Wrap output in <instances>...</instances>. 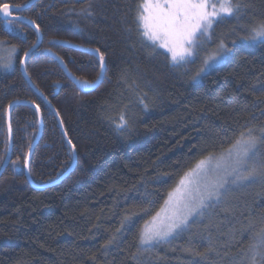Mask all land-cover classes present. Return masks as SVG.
Here are the masks:
<instances>
[{"label":"trees","instance_id":"trees-1","mask_svg":"<svg viewBox=\"0 0 264 264\" xmlns=\"http://www.w3.org/2000/svg\"><path fill=\"white\" fill-rule=\"evenodd\" d=\"M28 1L0 0V5ZM141 2L37 0L19 11L39 24L43 35L27 59V73L59 112L78 161L58 184L34 188L24 162L39 117L32 106H14L12 156L0 177V264H245L241 253L264 230L260 177L174 239L140 246L145 223L185 172L209 154H223L242 132L251 129L258 138L264 132V43L245 39L264 22V0H232L241 10L217 17L196 55L178 67L166 49L142 38ZM37 37L28 22L8 25L0 16V65H9L0 68V169L9 147L8 106L30 100L40 105L44 123L30 172L45 183L70 167L73 153L56 114L20 67ZM56 40L99 49L105 72L97 55ZM221 43L230 49L227 57L202 71ZM49 51L77 78H101V84L82 92ZM120 115L128 121L122 132L115 127ZM256 158L258 172H264V139H258ZM126 215L132 225L122 228Z\"/></svg>","mask_w":264,"mask_h":264},{"label":"snow or ice","instance_id":"snow-or-ice-1","mask_svg":"<svg viewBox=\"0 0 264 264\" xmlns=\"http://www.w3.org/2000/svg\"><path fill=\"white\" fill-rule=\"evenodd\" d=\"M29 5H0V14L5 19L13 18L24 20L25 17H12L13 11ZM240 3L233 4L232 0H219V7L210 4L209 0H142L138 5L137 24L142 29V38L152 41L153 46L167 49L174 67L186 62L189 57L196 55L194 49L200 44V37L207 36L213 21L222 15L232 16L241 10ZM209 8L212 10L209 11ZM82 11H87L86 9ZM39 29V24L35 25ZM248 41L264 43V22L251 30V35L245 38ZM56 43H60L56 41ZM33 47H36L33 45ZM98 56V62L103 70L105 67V55L99 49H87ZM230 49L221 43L214 55L205 61V68L209 69L213 64L224 60ZM28 56V53H25ZM57 59H60L57 57ZM63 64V60L60 61ZM9 65H0L7 68ZM27 74V73H26ZM99 79V78H98ZM82 90L94 89L97 82L86 79L78 80ZM37 91H39L37 89ZM42 95V93H41ZM46 99V98H45ZM139 102L147 108L143 97ZM13 103H24L16 100ZM9 104V108L13 107ZM37 111L39 104L35 105ZM115 124L117 131L122 132L128 127V121L124 115L118 117ZM63 124V121H60ZM11 130V124H9ZM66 134V130H65ZM258 139H264V132L258 138L253 130L242 132L240 137L221 157L209 156L200 159L195 166L189 169L180 178L177 187L169 193L165 207L161 208L150 221L145 223L139 235V243L142 247H154L160 243L174 239L180 233L187 231L190 223L209 210L214 205L220 204L229 191V187L235 184L250 182L251 180L264 177V172H258L254 163H251L258 149ZM70 151L75 152L76 146L68 140ZM31 148V145H29ZM225 159L227 162L225 163ZM15 163V162H14ZM25 167L28 161L25 158ZM30 172V169H29ZM147 211V210H144ZM133 215H135L133 213ZM132 225V216L126 215L121 227ZM119 232V230H117ZM114 239V238H113ZM112 241L108 243L111 244ZM107 246V245H106ZM264 230L257 235L255 243L250 245L246 252L241 255L247 257L245 264H264Z\"/></svg>","mask_w":264,"mask_h":264},{"label":"water","instance_id":"water-1","mask_svg":"<svg viewBox=\"0 0 264 264\" xmlns=\"http://www.w3.org/2000/svg\"><path fill=\"white\" fill-rule=\"evenodd\" d=\"M37 0H29L28 2H26L25 4H21V6L23 5H29L28 7H22L20 10L18 11H22V10H25L27 8H29L31 5H33ZM10 5H15V4H10ZM1 18L3 20L6 21V23L8 24V21L9 19L11 18H8V19H5V17L0 14ZM18 17H24V16H18ZM26 19H24L23 21H26L28 22L37 32V40L35 42V46L36 47H30L29 50H27L26 53H28V56L26 57L25 55L23 56V59H22V63H21V69H22V72L25 76V78L27 79V81L29 82L30 86L48 103V105L50 106V108L54 111V113L56 114L57 118H58V121H59V124L61 126V129H62V132L64 134V137L68 143V140L70 139L69 138V135L66 131V134H65V125L64 123L61 124L60 121L62 120L59 112L56 110V108L54 107V105L51 103V101L34 85V83L32 82L31 78L29 77V74L27 73V70H26V62H27V59L28 57L30 56V54L36 50L42 43V40H43V35H42V31H41V28L39 27V29H36L35 25H36V22L30 18H27L25 17ZM56 41H59L60 43L58 44H61V45H66V46H70L72 48H75L77 50H81V51H84V52H88V53H91V54H95L97 55L96 53L94 52H90V51H87V49H93V48H88V47H84V46H80V45H76V44H73L71 42H67V41H63V40H56ZM50 54L55 58L57 59V57H59L60 59H57L59 61V63L61 64V60H63V58L61 56H59L58 54L54 53L53 51H49ZM63 64H61L62 68L66 71L67 75L69 76V78L75 82L78 86V88L82 91V92H85V93H88V92H92L94 91L100 84H101V78L97 79L96 82V86L94 89H90V90H82L79 86V83H78V80H81L79 78H77L76 76H74L71 71L68 69V66L66 64V62L63 60ZM102 72L104 73L105 72V67L104 69L102 70ZM27 73V74H26ZM37 89L39 91H37ZM42 93V95H41ZM46 98V99H45ZM19 101H24V103H13L14 101H12L11 103H13V107L10 109L9 106H8V109H7V122H8V130H9V124H11V113H12V110L14 108L15 105H20V104H24V105H29V106H32L33 108H35V105L36 103L33 102V101H30V100H26V99H17ZM36 109V108H35ZM37 111V109H36ZM38 113V117H39V131H38V134L35 138V140L33 141L32 145H31V148L29 150V153H28V156H27V161H28V164H27V167H25V173H26V176L29 180V182L31 183V185L36 188V189H45L47 187H50V186H53L55 184H58L59 182H61L65 177H67L71 171H73V169L76 167L77 165V161H78V154H77V150L75 148V152L73 153V162L72 164L70 165V167L60 176L58 177L57 179L53 180V181H50V182H45V183H37L32 175H31V172H29V169H30V161H31V157H32V154H33V151L37 145V143L39 142L41 136H42V132H43V117H42V113L40 111V109L37 111ZM63 121V120H62ZM71 140V139H70ZM72 142V141H71ZM73 144V142H72ZM12 150H13V133H12V129L9 130V147H8V153H7V156H6V159L0 169V177L3 175L5 169L7 168V166L9 165L10 161H11V156H12Z\"/></svg>","mask_w":264,"mask_h":264},{"label":"rangeland","instance_id":"rangeland-1","mask_svg":"<svg viewBox=\"0 0 264 264\" xmlns=\"http://www.w3.org/2000/svg\"><path fill=\"white\" fill-rule=\"evenodd\" d=\"M209 2H210V4H216L217 5V8L219 7V0H209ZM212 9L211 8H209V11H211ZM209 32H210V29H209ZM206 36H201L199 39H204ZM165 49V48H164ZM167 50V49H166ZM194 51H195V49H194ZM190 58V57H189ZM188 58V59H189ZM226 152H227V150L223 153V154H221V155H218V156H214V157H221V156H223V155H225L226 154ZM256 154H257V152H256ZM225 163L227 162V160L225 159V161H224ZM260 162V160L259 159H257L256 158V156H255V158H254V160L251 162V163H254L255 164V167L257 168V166H258V163ZM261 165H262V160H261ZM260 166V165H259ZM252 183V182H251ZM251 183H249V184H251ZM246 184V182L245 183H242V184H240V183H238V184H235V185H231L230 187H229V191H228V193L226 194V196L224 197V198H226L227 196H228V198H231V199H234L235 197H237V196H239V194H240V189H243V188H245L247 185H245ZM245 185V186H244ZM169 198V197H168ZM227 198V199H228ZM168 200V199H167ZM223 202V201H222ZM225 202V201H224ZM223 202V203H224ZM163 207H165V205L163 206ZM162 207V208H163ZM161 210V209H160ZM160 210L158 211V212H160ZM156 215V214H155ZM154 215V216H155ZM152 219V218H151ZM150 219V220H151ZM150 220H148V221H150ZM257 264H258V262H257Z\"/></svg>","mask_w":264,"mask_h":264},{"label":"flooded vegetation","instance_id":"flooded-vegetation-1","mask_svg":"<svg viewBox=\"0 0 264 264\" xmlns=\"http://www.w3.org/2000/svg\"><path fill=\"white\" fill-rule=\"evenodd\" d=\"M18 16H22L19 11H13L12 12V17H18ZM13 20H18V19H13V18H10L9 21H13ZM9 21H8V25H9ZM26 53V52H25ZM25 55V54H24Z\"/></svg>","mask_w":264,"mask_h":264},{"label":"bare ground","instance_id":"bare-ground-1","mask_svg":"<svg viewBox=\"0 0 264 264\" xmlns=\"http://www.w3.org/2000/svg\"><path fill=\"white\" fill-rule=\"evenodd\" d=\"M9 24H10V21H9ZM8 27V26H7ZM32 54V53H31ZM22 61V60H21ZM20 67H21V65H20ZM64 70V69H63ZM67 74V73H66ZM58 178V177H57ZM52 181V180H51ZM50 182V181H49Z\"/></svg>","mask_w":264,"mask_h":264}]
</instances>
